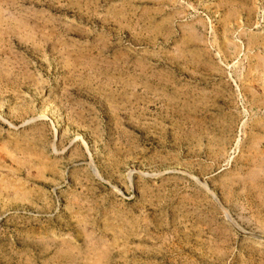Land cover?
Segmentation results:
<instances>
[{
	"label": "rangeland",
	"instance_id": "rangeland-1",
	"mask_svg": "<svg viewBox=\"0 0 264 264\" xmlns=\"http://www.w3.org/2000/svg\"><path fill=\"white\" fill-rule=\"evenodd\" d=\"M0 264H264V0H0Z\"/></svg>",
	"mask_w": 264,
	"mask_h": 264
}]
</instances>
